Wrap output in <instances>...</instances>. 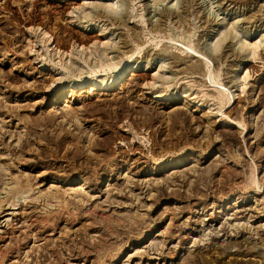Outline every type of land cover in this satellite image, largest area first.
<instances>
[{
    "label": "rangeland",
    "instance_id": "1",
    "mask_svg": "<svg viewBox=\"0 0 264 264\" xmlns=\"http://www.w3.org/2000/svg\"><path fill=\"white\" fill-rule=\"evenodd\" d=\"M181 2L0 0V264H264V0Z\"/></svg>",
    "mask_w": 264,
    "mask_h": 264
},
{
    "label": "bare ground",
    "instance_id": "2",
    "mask_svg": "<svg viewBox=\"0 0 264 264\" xmlns=\"http://www.w3.org/2000/svg\"><path fill=\"white\" fill-rule=\"evenodd\" d=\"M130 1V0H129ZM194 0H182L181 2V6L179 7V9L175 10V9H171V8H168V6L164 5L162 9H160L159 12H156V14L158 15L157 18L155 20H153L152 18L153 17H149V24H150V30H160V29H164L165 26H166V23H167V20H174V19H178V21H180L181 23V20H179L180 18H183L185 13H186V8L188 6L191 5V4H194L192 3ZM72 3V2H71ZM221 4V3H220ZM149 5V6H148ZM144 6H147L148 8H150V4L149 2L146 1V3L144 4ZM193 7V6H191ZM146 8V7H145ZM97 9V8H96ZM147 9V8H146ZM190 9V8H189ZM148 10V9H147ZM151 9H149V12H150ZM225 11V10H224ZM147 13H149L148 11H146ZM190 12V11H189ZM58 13V12H57ZM228 13V12H227ZM128 12H125L123 15L119 16V17H111L110 15L108 14H104L101 10H95V13L93 16H91L90 19L83 21V20H80V21H77V27H81V29L83 30H80L81 32L83 33H88V32H92L94 30H96V26L98 24V21L100 18H106L107 20H110L111 21V24H117V25H124L125 23L128 22ZM211 15V14H210ZM127 16V18H126ZM134 16V15H133ZM142 16V15H141ZM213 16V15H212ZM216 16V15H215ZM213 18V17H212ZM184 19H187L184 17ZM246 19V18H245ZM206 20V19H205ZM183 21V19H182ZM242 21H246L244 19H242ZM83 23H85L83 25ZM174 23V22H173ZM205 23V22H204ZM247 23V22H246ZM82 24V25H81ZM110 24V23H109ZM136 25L138 24H135L133 25V37H137L138 35V32H136V30H134L136 28ZM174 26V25H173ZM33 27V26H32ZM167 27V26H166ZM257 26L256 25H250V26H244L243 28V32H245L246 35L248 36H252L254 34V30ZM132 28V27H131ZM142 32V31H141ZM134 37V38H135ZM140 37V36H139ZM48 38V37H47ZM65 39V38H64ZM69 41V39H68ZM71 41V40H70ZM83 41V42H82ZM91 42V39L90 38H86V39H83V40H80V44L81 46H83V44L87 45L88 43ZM126 42V41H125ZM199 43V42H198ZM140 44V43H139ZM84 45V46H85ZM125 45V44H124ZM123 45V46H124ZM196 45H198L196 43ZM89 46V44L87 45V47ZM228 45H225V48L227 47ZM258 46V45H256ZM224 48V49H225ZM227 49V48H226ZM234 50V49H233ZM243 50V49H242ZM214 52V51H213ZM226 52V51H225ZM229 52V51H228ZM227 53V52H226ZM146 54V53H145ZM225 54V53H224ZM218 57V56H217ZM216 57V58H217ZM158 58V54L155 55L154 57H151L149 58L147 61V64L149 63H152V59H157ZM220 58V56H219ZM225 59V58H224ZM208 61V60H207ZM139 63H140V60L139 59H133V62L131 63H128V64H125L122 68H120L119 72H117L114 76H111V79L105 84L104 82L102 84H100L103 88H105L106 90H110V89H123L127 84H128V81L129 79L131 78L130 75H134V71L139 67ZM172 64V63H171ZM176 64V63H175ZM103 66H106L108 68H111L113 66V63H110V62H107L105 64H103ZM147 66V65H145ZM101 67V66H100ZM94 70V69H93ZM199 70V69H198ZM126 73H130L128 76V78H126ZM126 74V75H125ZM209 78L211 79L212 77L209 76ZM127 79V80H126ZM132 79H130L131 81ZM87 80H81L79 78V80L71 83V85L69 86L68 88V91L69 92H73L74 90H79V89H83L84 87L88 86L87 85ZM102 87H97L95 86L94 84V81L92 82V85L91 87L88 89L89 90V94L90 93H93V90H95L96 88L97 89H101ZM96 91V90H95ZM114 91V90H113ZM122 91V90H121ZM104 92V91H103ZM62 94L63 91H60L58 92V94ZM111 93V92H110ZM118 93V92H117ZM112 94V93H111ZM71 95V94H70ZM100 95V94H99ZM108 95V94H107ZM171 94L168 92V91H161V92H158V93H155L153 94V98L156 99V98H159V99H168V98H171L170 96ZM183 101L186 102V97L184 96L183 97ZM179 98H177V101H178ZM197 109V108H195ZM185 157V156H184ZM182 159V158H181ZM165 166V165H164ZM4 223V222H3Z\"/></svg>",
    "mask_w": 264,
    "mask_h": 264
}]
</instances>
